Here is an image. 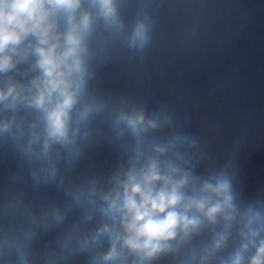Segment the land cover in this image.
Returning <instances> with one entry per match:
<instances>
[{
  "label": "water",
  "instance_id": "1",
  "mask_svg": "<svg viewBox=\"0 0 264 264\" xmlns=\"http://www.w3.org/2000/svg\"><path fill=\"white\" fill-rule=\"evenodd\" d=\"M0 264H264V0H0Z\"/></svg>",
  "mask_w": 264,
  "mask_h": 264
},
{
  "label": "clouds",
  "instance_id": "2",
  "mask_svg": "<svg viewBox=\"0 0 264 264\" xmlns=\"http://www.w3.org/2000/svg\"><path fill=\"white\" fill-rule=\"evenodd\" d=\"M18 8L20 9H24L27 7V3H20L17 5ZM5 39H7V37H5ZM174 223V218L173 217H169L167 222L163 225H160V226H156V225H153L152 223H149L147 225V230L148 232L152 233L153 235H155L156 233L158 232H161L164 230V228L168 227L169 225L173 224Z\"/></svg>",
  "mask_w": 264,
  "mask_h": 264
}]
</instances>
